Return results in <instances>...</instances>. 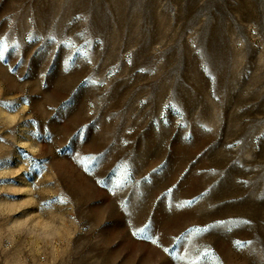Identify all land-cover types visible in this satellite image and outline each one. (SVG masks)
I'll use <instances>...</instances> for the list:
<instances>
[{"label":"rangeland","instance_id":"374dc122","mask_svg":"<svg viewBox=\"0 0 264 264\" xmlns=\"http://www.w3.org/2000/svg\"><path fill=\"white\" fill-rule=\"evenodd\" d=\"M0 41V264H264V0H0Z\"/></svg>","mask_w":264,"mask_h":264},{"label":"snow or ice","instance_id":"6c2138e0","mask_svg":"<svg viewBox=\"0 0 264 264\" xmlns=\"http://www.w3.org/2000/svg\"><path fill=\"white\" fill-rule=\"evenodd\" d=\"M6 47V45L3 43V41H0V49H3V48H5ZM3 59V51L2 50H0V60H2ZM3 107H5V108H13V110H14V107L12 106V105H10V104H4L3 105ZM87 159V158H86ZM91 159H95L94 157L93 158H91ZM84 161H82V163H83ZM0 163H2V162H0ZM85 170L87 171V168H85ZM4 199H12V198H10V197H4ZM68 201L64 198V197H60V198H58V199H56V200H53V201H50V202H47V203H45V204H42L41 205V208L42 209H44V208H50L51 206H52V204L53 203H60V204H66ZM189 205L192 203V201H189V202H187ZM221 223H223V222H221ZM243 223H245V224H247V223H249L248 221H243ZM208 229H200V228H196V229H192V230H189V232H190V234L192 233V232H195V233H200V232H206ZM140 232H144V229H140L139 230ZM133 235L134 236H136L137 235V232H133ZM138 238H141V239H146V240H149V239H151L150 237H148L147 235H144V236H141V237H138ZM153 244H156L157 243V241H155V240H152L151 241ZM235 244H236V246L237 247H243L244 245L241 243V242H239V241H237V242H235ZM165 251L167 252V251H169L168 249H165ZM209 255V253L206 251L204 254H203V256H201V257H197V259L196 260H194V261H191V264H203V261H204V257H207ZM180 259L181 260H184L185 258L184 257H180ZM214 259H216V258H214Z\"/></svg>","mask_w":264,"mask_h":264}]
</instances>
